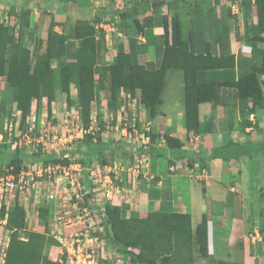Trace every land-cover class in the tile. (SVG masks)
Segmentation results:
<instances>
[{
	"label": "crops",
	"instance_id": "crops-1",
	"mask_svg": "<svg viewBox=\"0 0 264 264\" xmlns=\"http://www.w3.org/2000/svg\"><path fill=\"white\" fill-rule=\"evenodd\" d=\"M151 1L152 7L162 3L157 7V14L143 10L147 0H0V8L5 7L2 9L5 15L0 14V22L6 23L10 33L16 36L18 16L23 9L29 23L25 28L24 44L28 41L26 36L29 32L45 38L51 20L56 23L53 29L58 33L64 32L67 20L85 18L94 26L107 23V28L102 29L108 31L106 34L110 41L105 43V48H110V52L106 49L98 51L99 65L112 63L119 41L130 49L128 36H131L138 51V62L156 68L161 46L155 44L154 39L163 33L161 17L168 14L170 30V19L178 13L184 35L191 38L195 53L204 52L210 44L213 53L219 55L220 37L223 43L229 40L230 53L235 56L234 67L201 71L199 81L226 83L250 74L254 67H261L259 53L264 50V42L250 41L257 20L255 3L250 0H242V3L236 0ZM119 9L129 12L125 27L119 26L123 23L115 12ZM150 15L156 17L154 25L138 31L135 19L143 24ZM12 28L14 32H11ZM128 30L131 34L127 36L124 33ZM260 36L264 38V31ZM64 43L63 59L74 60L78 41L69 38ZM149 46L153 48L152 53ZM59 64L57 56L52 59L53 67L57 68ZM260 79L264 81V73ZM216 91L213 101L198 105L199 126L195 132L185 128L181 70L166 72L162 101L154 118L149 119L143 108L139 90L134 98H128L118 113L123 112L126 119L138 116L130 123L128 131L131 135L137 133L140 139L131 142L130 135H122L129 144L130 153L122 156L123 166L119 168L115 164L118 168L114 172L119 183L116 182L112 188L113 197L106 201L119 205L123 217H142L148 211L159 210L188 212L193 228L202 220L206 221L208 251L212 257L238 264H264V101L254 113L243 115L235 87L220 85ZM262 92L264 97V85ZM251 105L252 101L248 100L245 107ZM125 109L129 112L126 113ZM110 127L118 130L116 123ZM119 127V132L125 134L123 127ZM165 133L179 139L182 146L179 149L168 148L163 137ZM142 134L149 137L146 145L142 143L145 140ZM150 135L157 136L152 140ZM143 149L148 157L147 172L142 167L138 176H134L128 171V166ZM151 150L159 154L156 159L151 156ZM198 178L201 179L200 184ZM24 210L27 215L26 204ZM48 223L51 224L50 220ZM114 251L115 254L121 253Z\"/></svg>",
	"mask_w": 264,
	"mask_h": 264
},
{
	"label": "trees",
	"instance_id": "trees-1",
	"mask_svg": "<svg viewBox=\"0 0 264 264\" xmlns=\"http://www.w3.org/2000/svg\"><path fill=\"white\" fill-rule=\"evenodd\" d=\"M160 4L152 7V1L147 0L143 10H152V14H157V7ZM255 6L257 20L250 41L264 42V38L260 36L264 31V0H256ZM115 12L123 20L119 26L125 27L128 24L125 20L129 12H124L123 9ZM18 18L19 28L16 36L10 33L6 23L0 22V77L10 86L14 110L19 114L13 120L18 121L19 124L26 123L33 99L40 102L44 98L46 110L50 115L56 90L63 92L67 99L73 98L70 95L71 86L74 85V100L83 128L86 130L81 139L85 147H77V153L81 158L75 161L83 166L82 179L87 185V190L84 191L86 201L90 196L91 185L88 180V169L93 166L95 160L100 159L98 163L104 166L107 165L105 154L114 156L121 151L123 156L130 153V150L124 149L122 141H117L115 146H111L99 129L94 132L87 131L91 123L92 105L98 91L109 94V106L114 117H117L121 105L125 104L128 98H134L136 91L139 90L141 104L147 111L149 119H152L156 116L157 106L162 101L166 72L181 70L184 79L185 128L193 132L197 131L199 126L198 105L201 102L213 101L220 85L237 89L243 115L254 113L257 108L263 106L264 81L260 79V75L264 73V50L259 53L261 67H254L250 74L226 83L201 82L198 79L201 71L232 68L236 62L235 56L230 53L229 40L223 43L220 37L218 38V43L221 44L219 55L213 53L210 44H207L204 52L195 53L191 38L184 35L178 13L170 19V30H168V14L165 13L161 17L163 33L153 38L155 44L161 46V57L156 68L138 62V51L131 36H129L130 49H126L124 43L119 41L116 44L112 63L99 65L98 51L105 49V32L102 28L97 30L88 19L67 20V24L63 26V33L53 29L56 23L51 20L45 38L34 36L33 32H29L26 36L28 41L24 44L25 28L29 23L23 9ZM155 20L156 17L150 15L144 19L143 24L135 19V25L138 31H143L144 27H152ZM69 38L77 40L78 45L74 60L65 61L64 41ZM56 56L60 61L57 68L52 66V59ZM248 100L252 101V105L246 108ZM0 107L1 112L4 104H0ZM8 112H11V109ZM115 123L110 124L114 126ZM123 124L127 126V123ZM150 136L154 140L157 135ZM163 137L168 148L179 149L182 146L179 139L168 133ZM102 150L107 152L102 153ZM150 154L154 159L159 156L156 150H151ZM27 157L29 156L21 152L17 146L10 149L6 142L0 144V165L7 170L12 167L11 171L17 173L22 161ZM30 157L32 161L42 165L49 162L68 164L73 161L69 157L57 158L54 153L47 154L46 151L42 156L36 153ZM152 164L154 165V160ZM98 209L103 211L104 237L109 239L117 251L128 256L130 264H194L195 246L200 259H207L211 264H238L215 259L209 254L206 221L202 220L193 228L188 212L159 210L148 211L142 217H123L120 206L111 201H105L102 209ZM38 216L46 221L48 208L40 207ZM25 217V210L16 203L9 210H6L4 205L1 206L0 219H5L3 227L9 232L1 264H55L48 260L45 251L50 242L46 231L47 224H45L46 230H30L26 228Z\"/></svg>",
	"mask_w": 264,
	"mask_h": 264
},
{
	"label": "rangeland",
	"instance_id": "rangeland-1",
	"mask_svg": "<svg viewBox=\"0 0 264 264\" xmlns=\"http://www.w3.org/2000/svg\"><path fill=\"white\" fill-rule=\"evenodd\" d=\"M237 2L242 3V0H236ZM4 6H1L0 8V14L5 15L2 13V9H4ZM44 25V24H42ZM129 27V26H128ZM98 30V29H97ZM11 32H14V29H11ZM39 31L36 33L38 34ZM127 36L130 33L128 30ZM109 37V36H108ZM129 37V36H128ZM110 40V39H109ZM116 41V40H114ZM114 41L112 42V45L114 44ZM107 44V42H106ZM73 46V45H72ZM75 47V46H73ZM115 48V47H114ZM107 52H110V48H105ZM149 51L152 53L153 48L152 46H149ZM109 55V54H108ZM74 85L72 84L71 90L72 93L70 97L73 98H66V95L63 92L56 93L55 100L52 102L51 105V113L48 114L46 110V100L44 98L41 99L40 102H37L33 99L32 101V107L29 111V113L34 115V118H31L29 121H26V123L19 124V122L16 123L15 127V134L10 137L8 134L7 123L11 120V118L15 117V119L19 116V114L14 113V105L11 100V88L10 86L5 82L3 78L0 77V104H4L3 110L0 112V123L2 125V130L0 131V144H3L4 142L7 143V147L10 149H14L16 146L19 148L21 152L26 153L29 157L24 159L21 163V166L25 165V170H29L32 167H35L37 165V162L32 161V158L30 157L33 155L42 156L45 151L46 153H54L57 158H63V157H69L73 161H78L81 156L79 153H77V147L84 148V144L81 142V139L83 138V135L85 133L83 124L81 122V118L79 117V111L76 105V102L74 100ZM138 92V91H137ZM109 94L104 93V91H98L97 96L93 102L92 105V111H93V118L91 119V123L87 131H95V128H99V131L101 132V135L106 138V141L110 142L111 146H115L117 141H122L124 143V149L129 150V144H127L126 138H124L129 133L122 134L120 131V125H123V123L120 122V116L123 115V112L120 114L117 111V117L112 114V109L109 106ZM123 105V104H122ZM121 105V106H122ZM1 108V107H0ZM9 109H11V112H8ZM124 110V108H122ZM126 113L127 111L125 109ZM16 115V116H15ZM138 119V116H128L126 119L124 117V120H126L127 126L130 125V123ZM139 123V120H137ZM111 122H118V130L115 128H111ZM102 125V127H101ZM124 137H123V136ZM138 135L136 133L130 135L131 142L138 140ZM134 139V140H133ZM140 139V138H139ZM103 152H107L106 150H102ZM107 155V165H118L119 168L124 165L125 161L122 159V153L119 151L116 155L111 156L110 154ZM98 160H95V162L98 164ZM101 162V161H100ZM94 163V164H96ZM99 165V164H98ZM115 168H118L117 166ZM10 169V168H9ZM13 170V168L11 167ZM143 170L146 171V165L144 164ZM147 172V171H146ZM103 175L107 174L106 170H103L101 172ZM112 176V182L115 186V183L117 182L116 176L117 174L115 172H108ZM125 181V180H124ZM105 183L104 180L101 182L95 184L97 190L104 191L105 185H102ZM119 183V182H117ZM47 192V182L45 179V175L38 178L37 186L33 189V194L28 199H25L26 197L23 196V192H19L15 190H11V193H15V199L12 200L9 204V206L5 207L6 210L11 209L14 204L16 203L18 206L22 207L24 209V204L27 205V215L25 218L26 220V228L27 229H35V231H43L47 228V235L50 238V242L46 246V254L50 250V245L52 242V237L50 236L49 232H51V224H48V221L52 219L53 217V201L51 200L48 204V216L47 220H43L38 216V208L44 207L46 205V199L45 195ZM113 197V192L111 193ZM99 203L101 205L104 204V202L107 200V196L104 194H99ZM94 198V196H92ZM97 198V197H96ZM113 200V199H112ZM26 201V202H25ZM14 203V204H13ZM6 216V215H5ZM5 222V219H0V263L1 258L4 252V243L6 242V235H8V231H6L3 227ZM45 224H47L45 228ZM50 229V230H49ZM104 231V230H103ZM8 239V237H7ZM103 242H101V246H99L98 252L99 257L101 256V252L104 253L105 257L117 255L115 254L114 250H116L109 239L107 237H103ZM194 254L196 256V261L194 264H211L209 260L207 259H200L199 253L197 251V246L194 247ZM107 253V254H106ZM118 253V252H117ZM114 259V260H113ZM3 261V260H2ZM109 261V263H108ZM105 263L107 264H130L129 258L127 255L119 257L114 256L111 259L108 260V258L105 260Z\"/></svg>",
	"mask_w": 264,
	"mask_h": 264
},
{
	"label": "built area",
	"instance_id": "built-area-1",
	"mask_svg": "<svg viewBox=\"0 0 264 264\" xmlns=\"http://www.w3.org/2000/svg\"><path fill=\"white\" fill-rule=\"evenodd\" d=\"M255 3L256 0H250ZM96 29L107 28V23L101 22L95 26ZM108 31L105 32L106 42L108 43L109 37ZM120 111V110H119ZM18 114L17 111H14ZM16 116V115H15ZM120 116V122L126 123L124 120L125 115ZM34 118V115L29 113L27 121ZM13 118L7 123L6 130L8 134L13 136L15 134V127L18 121H14ZM118 122L116 123V125ZM124 125V126H123ZM121 125L126 133H130L125 127L126 124ZM118 126V125H117ZM125 127V128H124ZM89 130V129H87ZM86 132V130H84ZM125 133V134H126ZM135 134V133H134ZM128 134L126 136H129ZM145 138L142 141L143 145L148 143L149 137L146 134H142ZM145 149H143L144 151ZM142 150L139 156L128 166V171L138 176L141 168L144 164L147 166L148 157L146 152ZM83 166L79 162L71 161L68 164H61L59 162H49L46 165L37 163L35 167L25 170V165L20 167L17 173L5 169L0 165V208L4 205L7 209L10 202L16 198L15 193H11V190L23 192V196L28 199L33 194V189L37 186L39 177L45 175L47 182V192L45 195L46 205L53 201V217L50 220L52 237L51 247L47 253L49 261L55 264H106L105 260L109 257H105L101 252L99 257V246L103 242L105 236V229L103 226V211L100 203H98L100 196L104 194L106 198L112 197V176L108 173L115 171V165L100 166L93 164L88 169V177L90 181V190L88 200H85V184L83 182ZM106 170L105 175L101 172ZM204 170L201 171V174ZM105 181L102 185H105L104 191H98L95 184ZM201 179L198 178L200 184ZM86 189V190H85ZM94 196V198L92 197ZM12 199V200H11ZM15 202V201H14ZM14 204V203H13ZM25 205V204H24ZM104 230V231H103ZM107 254V253H106ZM114 256H125L123 253H118Z\"/></svg>",
	"mask_w": 264,
	"mask_h": 264
},
{
	"label": "water",
	"instance_id": "water-1",
	"mask_svg": "<svg viewBox=\"0 0 264 264\" xmlns=\"http://www.w3.org/2000/svg\"><path fill=\"white\" fill-rule=\"evenodd\" d=\"M154 2H157V1H154Z\"/></svg>",
	"mask_w": 264,
	"mask_h": 264
},
{
	"label": "clouds",
	"instance_id": "clouds-1",
	"mask_svg": "<svg viewBox=\"0 0 264 264\" xmlns=\"http://www.w3.org/2000/svg\"><path fill=\"white\" fill-rule=\"evenodd\" d=\"M46 207V206H45ZM49 224V223H48Z\"/></svg>",
	"mask_w": 264,
	"mask_h": 264
}]
</instances>
